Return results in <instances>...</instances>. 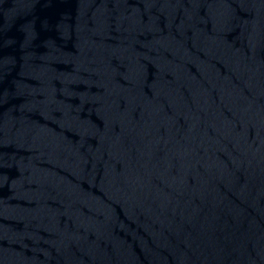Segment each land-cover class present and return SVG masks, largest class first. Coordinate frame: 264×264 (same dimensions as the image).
Listing matches in <instances>:
<instances>
[{
	"label": "water",
	"instance_id": "obj_1",
	"mask_svg": "<svg viewBox=\"0 0 264 264\" xmlns=\"http://www.w3.org/2000/svg\"><path fill=\"white\" fill-rule=\"evenodd\" d=\"M0 264H264V0H0Z\"/></svg>",
	"mask_w": 264,
	"mask_h": 264
}]
</instances>
